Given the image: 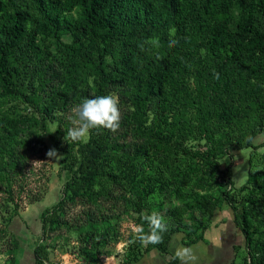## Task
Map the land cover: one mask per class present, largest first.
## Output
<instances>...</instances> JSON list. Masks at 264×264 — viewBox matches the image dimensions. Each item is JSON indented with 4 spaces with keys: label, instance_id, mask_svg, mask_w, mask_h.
<instances>
[{
    "label": "trees",
    "instance_id": "16d2710c",
    "mask_svg": "<svg viewBox=\"0 0 264 264\" xmlns=\"http://www.w3.org/2000/svg\"><path fill=\"white\" fill-rule=\"evenodd\" d=\"M74 10L78 17L72 20L66 14ZM172 28L177 43L169 48ZM64 31L76 38L64 42ZM41 32L44 45L37 39ZM151 38L159 39V47L145 44L142 50ZM111 92L119 97L120 130L93 131L69 153L71 176L61 199L41 214L43 233L72 228L80 236L83 225L70 222L67 210L81 205L96 185L120 176L141 219L145 197L155 185L164 186L163 177L167 183L194 180L191 187L200 188L198 174L206 173L222 191L186 203L191 226L185 240L198 232L195 240L201 239L225 202L245 240L235 264H264V215H258L264 168L253 185L235 189L231 166L218 164L230 152L264 147L253 143L264 135V0H0V104L20 99L45 129L56 111ZM29 120H1L0 180L17 164L9 143ZM165 194L188 197L180 186ZM164 217L169 230L163 242L146 252L169 255L183 215L174 208ZM85 225L97 231V220L88 217ZM100 241L86 245L89 252ZM42 250L34 249L38 264ZM169 257L168 264H178Z\"/></svg>",
    "mask_w": 264,
    "mask_h": 264
},
{
    "label": "rangeland",
    "instance_id": "374dc122",
    "mask_svg": "<svg viewBox=\"0 0 264 264\" xmlns=\"http://www.w3.org/2000/svg\"><path fill=\"white\" fill-rule=\"evenodd\" d=\"M66 16L75 20L78 12L74 10ZM75 38L74 32L62 33V40L66 43H71ZM37 39L40 45L46 43L42 32ZM49 51L55 54V46L50 47ZM199 55L203 56L202 50ZM75 104L67 106L62 111H56L54 119L46 121L45 129H42L38 123L41 121L40 116L20 99L15 98L0 104V125L1 120L5 118L19 121L30 119L25 122L21 134L15 135L9 143L15 148L18 161L9 176L0 180V264H38L34 257V249L39 247L43 249L39 253L42 259L40 264H121L123 262L137 264L146 254V246L140 243H128L133 238L132 224H139L142 221L128 200L130 194L125 190L127 182L122 176L116 183L96 185L89 194L85 195L81 205L67 210L65 215L69 217L70 222L74 220L83 225L80 236L86 235L87 243H84L72 228L49 235L43 233L41 214L61 199L64 184L71 176L68 170L71 162L69 153H74L77 146L88 139L76 143L70 141L66 143L64 140V136L72 126L67 119L69 109ZM20 143L22 145L18 146ZM253 143L264 144V135L258 134L253 139ZM189 144L194 146L195 143ZM50 149H55L61 158L50 159L46 155ZM263 153L264 147L230 152L228 156L220 158L218 164L220 169L231 166L230 179L235 189L243 185L251 186L258 180L259 172L264 168ZM198 178L199 181L195 182V185H199L200 188L191 187L194 180L188 183L177 181L167 183L163 177L161 183H164V186L155 185V189L143 201V214H150L155 210L164 217L167 210L174 208L182 213L183 226L177 229L178 233L183 235L186 246L196 242L195 238L199 233L185 240V235L188 234L191 226L189 213H186V203L198 198L208 200L222 191L213 180L208 181L209 177L206 173H199ZM203 181L208 182L204 184ZM177 186L187 193V198L178 199L173 194L166 196L165 190ZM226 210L228 206L222 202L215 210L206 230L211 227L214 215L225 213L227 217L225 221H227L231 216L227 215ZM258 212L261 218L262 213L264 215V207ZM192 215L201 219L196 209L192 210ZM88 217L97 220L96 232L85 225ZM164 218L167 221V217ZM259 223L257 221L254 225L258 226ZM225 231L223 238L229 235V232ZM99 239L101 241L98 247L89 252L86 245L95 243ZM14 240L17 243L16 247L13 244ZM225 247L230 253L229 245ZM243 251H240V254ZM222 264L226 263L222 262Z\"/></svg>",
    "mask_w": 264,
    "mask_h": 264
},
{
    "label": "clouds",
    "instance_id": "9594fccd",
    "mask_svg": "<svg viewBox=\"0 0 264 264\" xmlns=\"http://www.w3.org/2000/svg\"><path fill=\"white\" fill-rule=\"evenodd\" d=\"M175 29L169 30L168 47L176 45ZM159 47V39L151 38L144 41L140 47L143 50L144 45ZM67 119L71 127L64 136L66 143L83 141L88 138L93 131L108 130L116 133L120 130L122 112L119 107V97L116 94L109 93L95 98H84L69 109ZM46 155L51 158H61L57 155L55 149H50ZM141 223H133L131 232L133 238L128 241L129 244L140 243L143 246L157 245L163 242V235L169 230L168 221L157 211L153 210L150 214L141 216ZM147 227V230L145 228ZM192 248H178L174 258L184 262L191 259L195 261L196 257L192 254Z\"/></svg>",
    "mask_w": 264,
    "mask_h": 264
},
{
    "label": "crops",
    "instance_id": "0c3cea01",
    "mask_svg": "<svg viewBox=\"0 0 264 264\" xmlns=\"http://www.w3.org/2000/svg\"><path fill=\"white\" fill-rule=\"evenodd\" d=\"M227 215L231 216L227 221L224 214L214 215L212 225L209 230L203 233V240L199 239L189 246L184 244L183 235L175 233L172 235L168 244L169 255H162L157 250H150L140 259L137 264H168L169 256H173L178 248H192L193 255L196 257L195 261L191 259L178 264H235L238 256V251L245 248V240L240 229L233 222V213L228 207ZM231 213V214H229ZM229 232L228 237H224V231ZM226 233V231H225ZM227 244V245H226ZM229 245V251L227 247Z\"/></svg>",
    "mask_w": 264,
    "mask_h": 264
},
{
    "label": "built area",
    "instance_id": "2783aa9c",
    "mask_svg": "<svg viewBox=\"0 0 264 264\" xmlns=\"http://www.w3.org/2000/svg\"><path fill=\"white\" fill-rule=\"evenodd\" d=\"M121 264H127V263L123 262V263H121Z\"/></svg>",
    "mask_w": 264,
    "mask_h": 264
}]
</instances>
